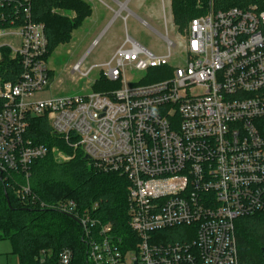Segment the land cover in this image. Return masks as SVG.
Listing matches in <instances>:
<instances>
[{
    "label": "built area",
    "instance_id": "1",
    "mask_svg": "<svg viewBox=\"0 0 264 264\" xmlns=\"http://www.w3.org/2000/svg\"><path fill=\"white\" fill-rule=\"evenodd\" d=\"M30 14V0H0V62L6 49L20 66L14 83L0 79V171L23 176L16 197L31 198L34 162L50 153L67 163L80 151L95 170L127 180V241L73 200L52 207L79 220L89 264H239L235 222L264 214V11L210 4L190 22L176 67L165 20V55L126 35L107 61L71 66L79 80L96 71L117 89L45 98L53 72L44 27ZM155 68L170 74L150 84L126 78ZM33 118L46 119L62 148L29 138ZM175 228L187 229L179 242L158 234ZM37 264H72V253L41 252Z\"/></svg>",
    "mask_w": 264,
    "mask_h": 264
},
{
    "label": "trees",
    "instance_id": "2",
    "mask_svg": "<svg viewBox=\"0 0 264 264\" xmlns=\"http://www.w3.org/2000/svg\"><path fill=\"white\" fill-rule=\"evenodd\" d=\"M171 14L177 32L182 35L190 22L202 17L212 5L214 12L255 7L264 11V0H170ZM32 21L44 27L48 57L59 47L70 44L72 34L91 16V6L84 0H30ZM66 13V14H64ZM73 15L71 18L69 15ZM0 79L14 83L20 75L18 61L3 50ZM53 74V73H51ZM168 68H155L147 73L142 84L168 77ZM119 87L98 77L92 86L94 93H107ZM29 138L49 150L62 145L50 133L45 118H33ZM20 174L0 171V242L9 241L11 255L18 264H37L41 252H49L55 260L63 250L72 253V264H89V242L77 218L55 208L60 202L73 200L78 212H88L101 225L111 224L114 235L127 241L131 236L127 217V180L116 173L95 170L84 155L77 151L67 163H59L49 153L34 162L29 169L31 198L22 202L15 190L24 185ZM175 228L158 233L167 242L183 240ZM239 264H264V214L241 218L235 222Z\"/></svg>",
    "mask_w": 264,
    "mask_h": 264
},
{
    "label": "rangeland",
    "instance_id": "3",
    "mask_svg": "<svg viewBox=\"0 0 264 264\" xmlns=\"http://www.w3.org/2000/svg\"><path fill=\"white\" fill-rule=\"evenodd\" d=\"M84 1L90 3L92 7L102 9V7H98L100 6L98 2L92 0ZM102 1L113 7V9H117L109 0ZM127 10L131 15L129 14L126 22L117 19L111 25H108L113 18V14L102 9L101 14H106L107 22L102 26L95 27L91 23L92 21L86 20L72 34L70 44L57 48L47 59L48 68L53 72L51 86L38 97L92 94L91 84L97 80V72H92L87 79L79 80L77 76L71 73V66L83 58L85 59L84 67L87 69L92 65L107 61L113 51L122 44L126 35L155 56L165 55V41L161 37L165 35L164 20L167 24L168 38L176 45L169 60V65L176 67L185 64L183 40L186 36V31L182 35L177 32L172 20L169 0H163V2L162 0H131L127 4ZM126 14L127 12L124 11L123 16ZM69 16L73 17L71 14ZM140 20L144 21L149 27L145 26ZM94 42H96V45L92 47ZM126 78L132 83H138L147 79V73L131 71L127 72ZM57 147L60 146L57 145ZM11 253V243L9 241L0 242V264H18L17 258Z\"/></svg>",
    "mask_w": 264,
    "mask_h": 264
},
{
    "label": "crops",
    "instance_id": "4",
    "mask_svg": "<svg viewBox=\"0 0 264 264\" xmlns=\"http://www.w3.org/2000/svg\"><path fill=\"white\" fill-rule=\"evenodd\" d=\"M92 1H95V2H98V4L100 6L98 7H102V9H104V11H108L110 13L113 14V18L110 22V24L108 23V25H111L115 20L117 19H121L122 21L126 22L127 19H128V16L129 14L131 15V13L128 12L127 10V4L131 1V0H124V1H121V0H109V2L111 4H113L114 6L117 7V9L115 10V8L113 9V7H111L110 5H108L107 3L103 2L102 0H92ZM163 2V0H162ZM88 3V2H87ZM90 6L91 4L88 3ZM169 4H170V11H171V1L169 0ZM123 7V11L121 12V8ZM102 9L101 8H95V7H92L91 6V10H92V13H91V16L87 19V20H90L92 21L91 23H93V25L95 27H98V26H102L105 22H107L106 20V14L104 13L103 15L101 14L102 13ZM103 11V12H104ZM126 11L127 14L125 16H123V12ZM172 15V14H171ZM141 21V20H140ZM143 24H145V26H148L144 21H141ZM149 27V26H148ZM152 29V28H151ZM153 30V29H152ZM156 34H158L155 30H153ZM96 43V42H94ZM93 43L92 47L95 46ZM117 49V48H116ZM115 49V50H116ZM114 50V51H115ZM113 51V53H114ZM112 53V54H113Z\"/></svg>",
    "mask_w": 264,
    "mask_h": 264
},
{
    "label": "water",
    "instance_id": "5",
    "mask_svg": "<svg viewBox=\"0 0 264 264\" xmlns=\"http://www.w3.org/2000/svg\"><path fill=\"white\" fill-rule=\"evenodd\" d=\"M85 160H88V157H86Z\"/></svg>",
    "mask_w": 264,
    "mask_h": 264
}]
</instances>
